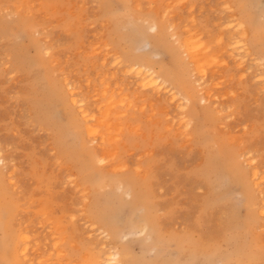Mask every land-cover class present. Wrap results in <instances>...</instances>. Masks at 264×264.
<instances>
[{"label":"rangeland","instance_id":"rangeland-1","mask_svg":"<svg viewBox=\"0 0 264 264\" xmlns=\"http://www.w3.org/2000/svg\"><path fill=\"white\" fill-rule=\"evenodd\" d=\"M6 1L7 2H5V0H0V17L2 18H0V154L2 158L5 157L3 158L4 160H6L7 158L6 168L0 170V264H37L40 260L42 261L41 264H99L101 261L102 262L100 264H104L103 262L106 261L104 256L106 254L105 249L109 246H114L122 251L123 264H260V260L261 264H264V259H262L264 257V250H262L264 249V220L259 216L260 214L258 215V213H260L258 212V210L262 209L263 207L260 204L263 199L260 198L259 192L254 187L256 183H251L257 182V179H252L251 175H249L252 173V169H249L247 166H245L246 163H244L245 160L248 161L251 159V157L255 158V162L257 161V173L259 172V177L260 175L264 176V99H261V97H264V89L259 88V86L264 88L263 84L261 86V83L264 82L256 79L257 77H255L256 81L253 80V75L258 69V66L255 63L253 64V62L251 63V59H245L242 62L243 65H240L241 67L239 66V68L237 67V65H234V63L237 64L235 61L238 58H233L230 54L228 55L227 52V55L225 53L224 57L222 56L219 58L220 60L218 59L212 61V65L210 64V66L207 65L209 64V62H206L207 66L205 65V63H202L204 65L201 64L203 67L197 66L200 68H204L203 72H201L205 73V76L204 74L201 75L200 73L201 78H205L204 80H202L200 76H198L199 73L197 71L195 72V66H189L188 59H191V57L189 55L185 56L183 54V50L180 48L179 44V40H181L180 43L182 45V43L184 42L183 40L189 37L190 38L187 40H192L190 42H193V38H196L194 36L193 30L199 32V34L202 31L201 40L203 43H208L210 39L218 37V34L220 35L224 33V37L226 35H230V33L228 34V32H226V30H229L227 28H225L226 30H224V26L221 25H225L227 27L229 22L231 20H234V16L232 15L241 18L242 15L240 13L244 12V10H242V6L244 5L245 1V4L247 6L245 9V13L247 14H245V16H248V14H250V17H252L251 19L257 24V26L259 25L258 27L256 26V30L250 29L247 26L249 35L248 41H251L253 38H257L258 40L255 39V41L257 42L255 45H258V47L262 48H259L261 49V51L259 50V52L257 53H261V55L264 56V0H224L226 3H224L223 0H185L186 4L183 5H186V7L190 5L191 8V5L194 4L191 9L189 7H183L181 4L183 1L181 0H178L179 3L181 2L180 4L177 3V0H172L171 3H173L168 5L170 9L167 6H164L165 4L169 3V0H167L166 2H163V0H156V2H154V0L151 1L153 4H149V0H141V2L140 0H138L140 2V6L143 8L141 9L144 11L140 10V6L135 8L133 7V3L128 2L135 0H102V2L100 0ZM24 1L27 5L24 4L22 6ZM122 1L123 3H121ZM28 2L31 4H29ZM240 2L243 3L241 4ZM55 3L59 6H57ZM76 3H80L78 4V7L80 8L77 7ZM141 3L143 6L141 5ZM163 3L165 4L163 5ZM13 4L15 6H13ZM70 4L74 5V8ZM144 4L145 6L149 4L147 5L148 8H145ZM225 4L228 7L230 6V10H228V8L226 9L227 6ZM25 5L27 6V8H25ZM150 5H153V8ZM155 5L158 6L157 9L159 10L154 7ZM220 5L222 7H225V10ZM52 6H55V9ZM97 6H100V9L97 8ZM15 7H17L18 9H16ZM62 7L67 10L63 9ZM56 8L58 11L56 10ZM60 8L63 10H61ZM13 9L15 10L13 11ZM69 9H73L72 11L76 13H74L73 15V12ZM149 9L151 10L148 11ZM167 9L169 10V12ZM221 9H223L224 11ZM16 10H18L19 12L17 13ZM95 10H97L96 13L99 14L98 16H96L97 14L95 13ZM186 10L189 11L188 14ZM9 11L11 12L9 13ZM173 11L174 13L176 12V14L178 13V16L176 14H173V16L169 14V17L168 13H172ZM5 12H7L6 16L4 15ZM14 13H16V15ZM21 13L22 15H20ZM94 13L95 15H93ZM129 13L134 16H131ZM158 13H164L163 17L167 18H162V15L159 16L160 14ZM218 13L221 14L222 17H220V15L216 17ZM11 14L13 16H11ZM56 14H58L59 16H63V19L60 20L59 18L62 17H59ZM70 14L72 18L69 16ZM229 14L232 17H230ZM41 15L44 16L42 17ZM82 15H84V17ZM123 15H125V17H123ZM127 15H130L131 18L130 16L128 18ZM179 15H181L183 18H185L187 15H193L191 17H186L188 19L191 18V20L193 19L192 17L195 16L193 22L196 21L194 23H197V26L194 23L192 25H195L197 28L190 25L192 21H189L188 19L187 20L189 21V23L186 19H183V22H185L186 20V24L189 25L184 24L182 20L177 21V23L175 19H181ZM76 16L79 19H83H81V22H83L84 25H82L83 27H81L80 29L74 31L71 26L74 18H77ZM150 17L156 20L163 28V30H161V36L159 38L158 36L153 37V33L148 31L146 21L144 22L142 20L144 18L150 19ZM228 17H230L229 20ZM116 18L118 20H115ZM220 18L223 19L221 20ZM56 19L60 21L57 22L55 21ZM105 20H108V24ZM172 20H174V24L172 23ZM220 20L222 21L221 23L218 22ZM63 21L64 23H62ZM100 21H104V23L107 25H104L103 22V25H101ZM216 21L219 23V26L217 28L216 26L218 23ZM121 22H125L124 25ZM167 22H170V24L168 23V25ZM215 22L217 24H214V26L213 23ZM182 25L185 31H182ZM170 26L172 27L170 28ZM220 26L223 27V30L226 33L223 30V33L220 32ZM186 27L187 29L189 28L190 31L192 30L193 34L188 35L187 33L189 32V30L187 31ZM45 28L46 30H44L43 32L42 29ZM101 28H103L104 33L102 32ZM179 28L182 30H180ZM135 29L137 39L133 42V48L135 46L134 52H137L139 54H143L145 52L146 56H143L142 59L144 62H146L147 64H152V66L156 68L157 72H173V76H175L176 78H179L180 74L184 77L187 76L188 78L185 79L191 82L193 86L197 84L194 87L198 88L203 84V88L201 87V89H203V91L205 89H208L205 90L208 91V94L211 92L210 89L213 87V90L211 89L212 92L210 93V96L213 95L214 99H212L211 96V99L209 98V103L204 104L201 103L199 94L195 90L190 91V93L187 94V96H189V94L191 96H189L191 98L190 105L188 109L185 110L183 115L182 111L177 110L178 108H176V101H179L178 98L175 100V102L169 103L167 100V97L169 95H167L166 97L163 95L158 96L157 99V97H155L157 95H155V93L153 94V92L151 94V91L134 88V85L136 87L138 80L136 79V77H134L135 75L130 72V69L129 71H127L128 67L127 65H125V62H123V59L121 58H118L120 62L122 61V64L119 66V63H117L116 54H118V57L120 55L123 58L122 53L127 48L129 42L128 39H130V37L132 36L131 34ZM64 30L67 32L65 33ZM216 30L218 32L217 34ZM33 31L36 32L34 33ZM78 32H81V35H79ZM26 33H29L30 35ZM36 33L41 34L36 35ZM170 33H175L178 40L177 42H175L174 38L171 36L172 34ZM183 34L184 36L185 34L187 35L185 36L186 38L183 36ZM17 35L19 38L16 37ZM97 35L99 36L96 39ZM191 36L193 37L192 39ZM41 39H44L45 42L41 41ZM97 40H100L98 44ZM102 41L104 42L101 43ZM146 41H151L149 47ZM194 41H196L194 43L198 42V40ZM79 43H82L83 48H81V44ZM169 43H172L173 45H170ZM48 44L49 46L52 45V48L50 47L51 49L49 48ZM88 44L90 46H88ZM94 44H96L94 47L95 50L99 45L97 47L96 53H94V49L92 47ZM104 45H108L106 46L107 48L111 46L109 48V53L112 52L110 53L111 56L108 55V49H105ZM255 45H253L251 49L252 52L254 51L253 54L256 56H254V58L256 59L259 58V56H257L258 54L255 53L256 49L253 50ZM232 46L233 45H230V47ZM77 47L81 48L82 50L87 48L88 51L84 50L83 52H81L82 50L79 49L80 51L78 52V49L76 50ZM90 47L91 49H88ZM104 49L107 51H103ZM46 50H49L50 52L48 51L46 52V54H44ZM80 52L83 54H81ZM104 52L105 54L108 53L106 57H104ZM92 53L95 55H93ZM101 53L103 56L101 55ZM113 53L115 54L114 56H116L115 60ZM43 54L45 55V57ZM152 56L155 59H149ZM111 57H113L112 60ZM100 61L103 65L99 63ZM219 61L224 62H222L221 65H218ZM232 61H234V67L233 65H231ZM111 62H114L113 67L111 65ZM183 63L185 64L183 65ZM90 64L91 66H89ZM106 65L108 67H111H109V69H106L108 68ZM225 65H227L228 67H225ZM83 66L86 68L83 69ZM92 66L93 70H91ZM114 66H116L117 68ZM185 66L187 68H185ZM248 66L249 68H251L250 70H248ZM126 67L127 70L125 69ZM211 67H213L212 70ZM41 68L45 72L41 70ZM254 68L257 69L254 70ZM34 69L37 73L34 72ZM121 69H124V71H126L127 73L124 71L122 73ZM197 69L198 71L201 70L199 68ZM110 70L114 74H110ZM190 70H194L197 76L193 75L194 73H192ZM217 70L218 74H216ZM245 70L247 71V73ZM6 71L8 74H6ZM97 71H100V73L98 72L95 74V72ZM212 71H214V75L212 74ZM39 72H41L42 74ZM118 72L122 74H118ZM129 72L134 76H132ZM239 72H242L241 78H238L237 74ZM243 72L245 73L243 74ZM124 73L126 74L125 76L123 75ZM109 74L114 78L112 76L110 77ZM127 74H130V76L127 77ZM191 74L192 76H190ZM53 75H55L57 79ZM243 75H246L244 76L245 78L242 77ZM58 76L60 78H58ZM65 77L69 78L68 83L70 82L69 85H71L70 87H72L73 91H77L79 95L77 98H79L82 102H84L86 99V101L82 103V107L86 109V107L89 108L90 105L91 109H86L88 115L92 117V121L88 125H92L93 123H95L93 124L94 127H97L96 125H98L99 127L97 128H101L99 129V131L103 132L102 136L104 135V138L100 136L101 142L98 140L100 139L99 137H97V139L94 141H92L91 139H87L88 137L85 134L84 126L87 124L85 121H83L85 119L82 120V117L79 116V113L77 111L78 108L75 109V106L72 107V103L70 101L71 97L69 96V90L67 89H70V87L65 85L67 82ZM101 77L104 79L102 80V82ZM119 77H122L125 81L122 78L120 79ZM198 77L200 79H198ZM211 77L214 79H211L212 81L209 79V82H207L208 78ZM128 78L133 80H131V82H128ZM246 78L249 80H247ZM41 79L43 81H41ZM63 79H65L66 81ZM87 81L88 84H90L91 82L90 86H88V84L86 86ZM115 81H118V86H116ZM195 81H197V83ZM253 81L254 83H251ZM199 82L200 85L198 84ZM210 82H213L212 85L210 84ZM217 82L221 83V85ZM127 83H129V87L126 86ZM215 83H217V86H220L216 87ZM72 84H74V86ZM105 84H108L109 86ZM213 85L218 89V94L215 93L217 89L215 90ZM84 86L86 87V89ZM95 86L99 87L96 88ZM105 86L106 88L108 86V91L104 90V92H106L107 94L105 93V95L102 96L100 92L101 90L103 91V89H105ZM121 87H123L122 90H120ZM112 88H114V90ZM132 88L133 90L131 91ZM257 88L259 90H257ZM78 89L81 90V92ZM118 89L120 90V92H122H118ZM85 90H87L88 92ZM93 90L97 91H94L93 93ZM229 90L232 91L231 95H233V97L229 95L231 93ZM260 90H262V92ZM258 91H260L261 93L259 92L258 94ZM117 92L118 94L120 93V96L115 95L117 94ZM134 92L137 93L136 96L134 95ZM213 92L217 96L216 98H218L217 102ZM109 93L111 94L108 95ZM124 93H126L125 96H127L128 99H125V97L120 99L122 103L120 102L119 106L118 98H120L121 96L123 97V95L121 94ZM195 93H197L198 96ZM225 93H227V95ZM220 95H222L221 98H223V100L219 99ZM96 97L97 99H99V101L92 100L96 99ZM107 97H111L112 100L110 101V98H108L107 101ZM164 98H166V101H164ZM148 99H150V101H148ZM126 100H130V102L128 101V104H130L128 105V108ZM113 101L116 102L113 103ZM213 101L215 104L213 103ZM221 101L224 102L221 104ZM90 102L93 103V105ZM143 102L146 103L145 106ZM150 102H154L152 106L148 105L151 104ZM236 102L238 103L237 105ZM111 103L113 104V106L115 104L114 107L112 106V109L109 108ZM97 104L100 107H98ZM106 104L109 105L108 108ZM122 104L123 107L126 108H123L121 106ZM141 104L143 105L141 106ZM209 104L212 106H209ZM133 106H135L134 109L132 108ZM150 106L151 108L148 109ZM217 106H219L220 108L222 107V109L219 110ZM138 107L139 110L137 109ZM161 108H164L163 112ZM173 108L174 111H172ZM216 108H218V111ZM223 108L225 109V111ZM226 108L228 109L226 110ZM103 109H107L109 114L106 112L107 110H105L103 112L106 113L103 114L102 112V115L101 111ZM151 111L155 113H152L153 116L152 114H149L151 113ZM92 113L95 117L98 116V118H103L104 122L106 123L102 121L103 119L101 120V122L103 123H100V119L93 118L94 116ZM115 113H118L119 116L117 117L118 114ZM175 113L177 115L179 114V117L177 115V117L174 116ZM168 114L170 118L167 119L166 117H168ZM105 115H110L109 120L111 121V123H109L111 124V128H109L110 126L108 127L107 125V121L109 120L107 116L105 118ZM148 118H150L151 120ZM172 118L175 120L177 119L175 123L173 120V124H171ZM105 119H107V121ZM114 119L116 121L119 120L118 122L120 123H116ZM221 119H223V121ZM181 120L189 122L190 125L187 126L188 128L186 127L187 129L184 127L185 123L183 121V124L180 122ZM190 121H192L193 123H190ZM97 122L99 124H97ZM169 123L170 125H168ZM112 124H116L114 127H118L119 124L122 130L119 129L120 131L118 132V129H116L117 127L114 128ZM159 124H161L162 126ZM178 124L180 126L176 128ZM105 125L107 127H105ZM135 125L138 126L136 127ZM133 126L134 128H132ZM220 126H223L224 128L222 129ZM107 128L111 131L108 132ZM182 128L186 130L182 131ZM113 131H116L115 136H118L117 140H115L116 138L112 140V143L110 141V138L114 134ZM212 131L214 133H210ZM188 133L191 134V136ZM187 135H189L188 139L190 137L189 141L185 140ZM107 136H110V138H107ZM237 138L242 139L237 140ZM197 141L198 143H196ZM210 144L214 146L211 147ZM97 145H99V149L97 148ZM100 145L104 146V151L102 146ZM115 148H117V150H114ZM83 150L85 151L83 152ZM111 150L116 151V154H113L114 156H112ZM243 151H245L246 153H244ZM108 152L109 154H107ZM240 152H242L244 155ZM100 153L104 156H100ZM239 154L242 155L238 156ZM246 154H248L247 157ZM108 157L113 158L109 159ZM96 158L99 159L97 160ZM100 158H102V162H100ZM95 159L97 161H95ZM76 163L81 165L79 166ZM114 165L121 166L120 168H125L120 169ZM135 166L140 169L136 170ZM240 167L243 169H241ZM65 168L66 170H64ZM116 168H118L119 170ZM262 168L263 170H260ZM69 169L71 171H69ZM240 169L244 172L241 173L242 171ZM9 171H13L14 177H9ZM72 172L75 173V178L77 180L74 178L73 180L69 179L68 182H66L68 179L66 178L68 176V173ZM228 173H230L232 176L230 174L228 175ZM5 175H7L8 177H6ZM202 176L204 177V180ZM244 177L247 179H245ZM119 180H124V193H122V189L118 188L117 183ZM10 181H12L13 183L11 182L10 184ZM7 182L9 183V185ZM248 184L249 188L247 189ZM15 185L17 186V188L15 187ZM144 185L146 186L144 187ZM13 187H15V189ZM253 187L255 190L253 189ZM85 189L87 191H85ZM129 189H131L132 193H134L132 198H129V196L126 194ZM249 189L252 190L250 191ZM246 190H248V192H246ZM82 191L85 192L84 195ZM141 194L143 195L141 196ZM214 195L218 198H214ZM242 196L245 197V199H242ZM106 197H109L110 199ZM246 198L248 199L246 200ZM254 199L255 201H257L254 202ZM93 200L95 201L93 202ZM120 201H123L125 204H122ZM83 202L85 204L87 203V205L90 203L93 204L95 208V214H97L96 216L101 215L104 217L103 224L94 223V225H96L95 227H93L94 230L92 229V227L90 228V226H93L92 221H94L95 217H91L89 215V213L87 212V208L86 210L84 208L85 206ZM251 208L252 210H250ZM70 216H72L73 218H70ZM1 217L4 219H1ZM89 218L92 219L90 220ZM142 221L146 222L148 225L146 232H142V226L140 225ZM85 223H87V225ZM7 229L12 232L8 231ZM100 229H102L101 232H99ZM103 231L107 232L104 234ZM23 232L27 233L24 234ZM230 232L232 235L230 234ZM102 233L104 235L110 234L109 237L111 238H109L108 236L104 237ZM250 233H253L254 235ZM23 234L27 235L26 242H23L21 239ZM179 235L181 238L179 237ZM5 238L6 243H4ZM158 239H160L161 242ZM166 239L167 241H165ZM169 239L172 241H170ZM54 243H56V246L54 245ZM102 243L104 245H102ZM179 243L182 246H180ZM8 244L10 245L7 246ZM101 245L103 247H100ZM23 246L27 247V249L26 252L21 254V252H23L22 250L24 249ZM213 247L214 249H212ZM61 252L62 254H60ZM191 252H193V255ZM253 252L256 253L253 254ZM259 252H261L260 254H262V258L259 256ZM255 255L258 257H256ZM22 256L25 258H22ZM219 260H221L222 262ZM105 264L109 263L105 262Z\"/></svg>","mask_w":264,"mask_h":264},{"label":"bare ground","instance_id":"bare-ground-1","mask_svg":"<svg viewBox=\"0 0 264 264\" xmlns=\"http://www.w3.org/2000/svg\"><path fill=\"white\" fill-rule=\"evenodd\" d=\"M29 1H31V0H29ZM65 1V0H64ZM72 1V0H71ZM101 2H102V0H100ZM145 1H147V0H145ZM151 1H154V0H149V4H153ZM167 0H163V2H166ZM171 1L172 0H169L168 2V4H165V3H163V5L164 6H167L168 7V5L169 4H172L171 3ZM178 1V0H177ZM180 1V0H179ZM179 1L177 2L178 4H180L179 3ZM181 1H183L181 4H182V6L184 7H186V5H183V4H186V1L185 0H181ZM191 1V0H190ZM224 1V0H223ZM5 2H7L6 0H5ZM58 2V1H57ZM62 2V1H61ZM112 2V1H111ZM128 2H131V3H133L134 4V6L133 7H139L140 6V2H141V0H140V2L138 1V0H135V1H128ZM154 2H156V0L154 1ZM219 2V1H218ZM249 2V1H248ZM29 3V2H28ZM65 3V2H64ZM69 3V2H68ZM67 3V4H68ZM99 3V2H98ZM98 3H95V4H98ZM121 3H123V1L121 2ZM222 3V2H221ZM224 3H226L225 1H224ZM223 3V4H224ZM228 3V2H227ZM241 3V2H240ZM243 3V2H242ZM241 3V4H242ZM24 4H26L25 3V1H24V3L22 4V6L24 5ZM29 4H31V3H29ZM28 4V5H29ZM38 4H39V2H38ZM56 4V3H55ZM61 4V3H60ZM66 4V5H67ZM77 4V3H76ZM78 4H80V3H78ZM78 4H77V7H78ZM128 4V3H127ZM149 4H147V5H149ZM155 4V3H154ZM223 4H222V6H223ZM27 5V4H26ZM25 5V8H27V6ZM57 5V4H56ZM69 5V4H68ZM71 5V4H70ZM104 5V4H103ZM141 5H142V3H141ZM147 5L145 6V4H144V6H145V8L147 7ZM157 5H159V4H157ZM194 5V4H193ZM193 5H191V8H192V6ZM226 5V4H225ZM224 5V6H225ZM13 6H15L14 4H13ZM19 6V5H18ZM31 6V5H30ZM57 6H59V5H57ZM71 6H73V8H74V5H71ZM143 6V5H142ZM151 6V5H150ZM153 6V5H152ZM151 6V7H152ZM161 6V5H160ZM172 6V5H171ZM221 6V5H220ZM221 6V7H222ZM227 6V5H226ZM20 7V6H19ZM40 7V6H39ZM39 7H37V8H39ZM54 9H55V6H52ZM51 7V8H52ZM65 7V6H64ZM156 9H157V7L158 6H154ZM166 7V8H167ZM177 7V6H176ZM183 7H180V8H183ZM189 8H190V5L188 6ZM188 7H186V8H188ZM209 7V6H208ZM237 7H239V6H237ZM246 4H245V1H244V5L242 6V10H244V12H238V13H240L239 15L241 16V18H239V17H235V15H232V16H234V20H231L230 22H229V24H228V26L226 27L225 25H221V26H224V30H226L225 28H227L229 31H227L226 30V32H228V34L230 33V35H226L225 37H226V39H225V37L223 36V32H222V30H223V27H221V31L220 32H222L223 34H218L217 36L218 37H214V39H210L209 40V42L208 43H203L202 42V40H201V36H202V31L200 32V34H199V32H197L196 30H193V33H194V36L197 38V37H199V38H193L192 36H191V39L193 38V42H190V41H192V40H187V39H189V38H187V39H185V40H183L184 42L182 43V45H181V43H180V41L181 40H179V44H180V48L183 50V54L186 56V55H189L190 57H191V59H188L189 60V66L190 65H194L195 66V68H194V70H195V72L197 71L198 73H199V75L198 76H200V73H201V75L202 74H204V76H205V73H202L203 72V69L204 68H200V67H197V66H202V65H204V64H202V63H205V65L209 62V64H207V65H209L210 66V64L212 65V61H215V60H218L220 57H224V54L226 53V55H227V52H228V55L230 54L233 58H238L235 62L237 63V64H235L234 63V61H232V63H231V65H233V63H234V65H237V67H239L240 65L242 66L243 65V60H245V59H251L252 61H251V63L253 62V64L255 63V64H257V66H258V69L257 68H254V70H256V72L254 73V75H253V77H254V81H256V79H258V80H260V81H262V82H264V56H262L261 55V53H257V52H259V50L261 51V47H258V45H255L257 42L255 41V39H257V38H253L251 41H248L249 39H248V29H247V26L250 28V29H253V30H256V28L259 26H257V24L251 19L252 17H250V14H248V16H245V14H247V13H245V9H246ZM7 8V7H6ZM16 9H18L17 7H15ZM24 8V9H25ZM31 8V7H30ZM63 8V7H62ZM68 8V7H67ZM70 8V7H69ZM78 8H80V7H78ZM97 8H99L100 9V6H97ZM97 8H95V9H97ZM130 8V7H129ZM140 8V10H142L143 8L140 6L139 7ZM142 8V9H141ZM148 8V7H147ZM153 8V7H152ZM151 8V9H152ZM154 8V9H155ZM163 8V7H162ZM165 8V7H164ZM169 8V7H168ZM173 8V7H172ZM190 8V9H191ZM200 8H202V7H200ZM205 8V7H204ZM224 10H225V7H222ZM228 8V10H230L229 8H230V6L228 7H226V9ZM255 8V7H254ZM1 9V8H0ZM3 9V8H2ZM61 9V8H60ZM63 9H65V8H63ZM63 9H61V10H63ZM84 9V8H83ZM98 9V10H99ZM102 9V8H101ZM128 9V8H127ZM151 9H149L148 11H150ZM170 9V8H169ZM190 9H189V11H190ZM223 9H221V10H223ZM231 9H233V8H231ZM237 9V8H236ZM8 10V9H7ZM15 9H13V11H14ZM56 10H57V8H56ZM65 10H67V9H65ZM70 11H72L73 9H69ZM157 10H159V9H157ZM168 10V9H167ZM185 10V9H184ZM219 10V9H218ZM221 10H220V12H221ZM223 10V11H224ZM238 10V9H237ZM254 10V9H253ZM17 11V13L19 12L18 10H16ZM15 11V12H16ZM25 11V10H24ZM29 11V10H28ZM33 11V10H32ZM31 11V12H32ZM58 11V10H57ZM82 11V10H81ZM84 11V10H83ZM96 11L97 10H95V13H96ZM109 11V10H108ZM142 11H144V10H142ZM146 11V10H145ZM187 11V10H186ZM189 11H187V14H188V12ZM233 11V10H232ZM240 11V10H239ZM0 12H1V10H0ZM11 11H9V13H10ZM30 12V13H31ZM73 12V11H72ZM71 12V13H72ZM101 12H102V10H101ZM160 12H163V11H160ZM168 12H169V10H168ZM193 12V11H192ZM217 12V11H216ZM227 12V11H226ZM24 13H27V12H24ZM23 13V14H24ZM30 13H29V15H30ZM74 13H76V12H73V15H74ZM95 13L93 14V15H95ZM250 13V12H249ZM1 14V13H0ZM15 15H16V13H14ZM97 14V13H96ZM130 15H131V13H129ZM158 14H160V13H158ZM163 14L164 13H161L159 16H161L162 15V18H167V17H163ZM169 14H171L172 16H173V14H176V12L174 13V11L172 12V13H168V16L170 17V15ZM178 14V13H177ZM176 14V15H177ZM192 14V13H191ZM217 14V13H216ZM224 14V13H223ZM4 15L6 16L7 15V12H5L4 13ZM20 15H22V13L20 14ZM57 16H59L58 14H56ZM64 15V14H63ZM77 15V14H76ZM99 14H97L96 16H98ZM130 15H127V17L129 18V16ZM155 15V14H154ZM157 15V14H156ZM220 15V17H222L221 16V14H219L218 13V15H216V17L217 16H219ZM11 16H13L12 14H11ZM10 16V17H11ZM42 16V15H41ZM44 16V15H43ZM42 16V17H43ZM70 17H71V14L69 15ZM83 17H84V15H82ZM131 16H134V15H131ZM131 16H130V18H131ZM165 16V15H164ZM178 16V15H177ZM180 16V18L181 19H179V20H177V19H175L176 20V22L177 21H181L182 20V22H183V19H188V18H186V17H188V16H193V15H187L185 18H183L181 15H179ZM226 16V15H225ZM229 16H230V14H229ZM232 16H230V17H232ZM59 17H62V18H59L60 20H62L63 19V16H59ZM67 17V16H66ZM77 17V16H76ZM123 17H125V15H123ZM135 17H137V16H135ZM230 17H228V20L230 19ZM262 17V16H261ZM1 18V17H0ZM9 18V17H8ZM58 18V17H57ZM72 18V17H71ZM94 18H95V16H94ZM105 18V17H104ZM122 18V17H121ZM121 18H119V19H121ZM193 19H195V16L194 17H192ZM207 18V17H206ZM2 19V18H1ZM5 19H6V17H5ZM41 19V18H40ZM39 19V20H40ZM45 19H46V17H45ZM44 19V20H45ZM65 19V18H64ZM70 19V18H69ZM82 19V18H81ZM81 19H79L78 17L77 18H74V20L73 19H71V20H73L72 21V28H73V30L74 31H76L77 29H80L81 27H83L82 25H84L83 24V22H81L82 20ZM86 19V18H85ZM145 19V20H144ZM144 19H142L144 22L146 21V23H147V27H148V31H150V32H152L153 34V37H157L158 36V38L161 36L160 34H161V30H163V28H162V26L156 21V20H154V19H152L151 17H150V19L149 18H144ZM193 19L191 20V18L190 19H188L189 21H192L191 22V24L190 25H192L194 22H196V21H194L193 22ZM216 19H218V18H216ZM221 19V18H220ZM223 19V18H222ZM221 19V20H222ZM262 19V18H261ZM60 20H55V21H60ZM66 20V19H65ZM64 20V21H65ZM115 20H118L117 18L115 19ZM126 20H127V18H126ZM132 20V19H131ZM130 20V21H131ZM138 20V19H137ZM141 20V19H140ZM186 20H185V22H183L184 24H186ZM187 20V22L189 23V21ZM207 20V19H206ZM218 21V22H222V21ZM259 20V19H258ZM2 21V20H1ZM64 21L62 22V23H64ZM86 21V20H85ZM106 21V20H105ZM125 21V20H124ZM129 21V22H130ZM135 21V20H134ZM171 21V20H170ZM173 21L174 20H172V23H173ZM215 21V20H214ZM42 22V21H41ZM104 23V21H100V23H101V25H103V23ZM108 22V20L106 21V23ZM111 22H113V21H111ZM203 22H204V20H203ZM217 22V21H216ZM213 23V25L215 24H217V23ZM224 22V21H223ZM228 22V21H227ZM260 22H261V20H260ZM122 23V22H121ZM124 23L125 22H123L122 24L124 25ZM163 23V22H162ZM170 24V22H167V24ZM171 23V24H172ZM175 23V22H174ZM173 23V24H174ZM178 23V22H177ZM182 23V24H183ZM259 23V22H258ZM38 24V23H37ZM108 24V23H107ZM107 24H105L104 23V25H107ZM166 24V23H165ZM166 24V25H167ZM168 24V25H169ZM195 24V23H194ZM197 24V23H196ZM195 24V25H196ZM225 24V23H224ZM262 24V23H261ZM100 25V26H101ZM138 25V24H137ZM142 25V24H141ZM140 25V26H141ZM186 25H189V24H186ZM195 25H192V26H195ZM214 25V26H215ZM118 26V25H117ZM173 26V25H172ZM172 26H170V28L172 27ZM179 26V25H178ZM180 26H181V23H180ZM185 26V25H184ZM197 26V25H196ZM195 26V28H197ZM205 26H206V24H205ZM211 26H212V24H211ZM219 26V23L217 24V26H216V28ZM257 26V27H256ZM65 27V26H64ZM70 27V28H71ZM102 27V26H101ZM109 27V26H108ZM111 27V26H110ZM130 27H131V25H130ZM129 27V28H130ZM138 27V26H137ZM182 27H183V25H182ZM181 27V28H182ZM189 27V26H188ZM91 28V27H90ZM105 28V27H104ZM168 28H169V26H168ZM190 28V27H189ZM189 28L187 29V27H186V29H187V31L189 30ZM192 28V27H191ZM194 28V27H193ZM199 28V27H198ZM200 28H201V26H200ZM199 28V29H200ZM203 28V27H202ZM215 28V27H214ZM102 29V32H103V28H101ZM180 29V28H179ZM264 29V28H263ZM44 30H46V28L45 29H42V31L44 32ZM124 30V29H123ZM122 30V31H123ZM141 30V29H140ZM180 30H182V29H180ZM223 30V31H224ZM65 31V30H64ZM67 31H68V29H67ZM67 31H65V33L67 32ZM73 31V32H74ZM105 31V30H104ZM126 31H128V30H126ZM182 31H185L184 30V27H183V30ZM186 31V32H187ZM194 31H196V32H194ZM198 31H200V30H198ZM25 32V31H24ZM34 33L36 32V31H33ZM166 32V31H165ZM172 32V31H171ZM189 32H191V33H189ZM189 32L187 33L188 35H190V34H193L192 33V30L190 31L189 30ZM204 32V31H203ZM208 32H209V30H208ZM225 32V31H224ZM225 32V33H226ZM254 32V31H253ZM263 32V31H262ZM262 32H259V33H262ZM20 33V32H19ZM68 33H69V31H68ZM70 33H71V31H70ZM79 33V32H78ZM81 33V32H80ZM79 33V35H81ZM97 33V32H96ZM100 33H101V31H100ZM104 33V32H103ZM136 29L132 32V36L130 37V39H128L129 40V42H128V46H127V48L125 49V51L122 53V56H123V58L119 55V57H118V54H116L117 55V57L116 56H114L115 54L114 53H116V52H114L113 53V56H114V60L117 58V63H119V66L122 64V61L123 62H125V65H127V67H128V70H127V67L125 68L127 71H129V69L131 70L130 72L131 73H133V74H131L130 72V74L132 75V76H134V77H136V79L138 80V82H137V84H136V87H135V85H134V88H140V90L141 89H143V90H146V91H151V94H152V92H153V94L155 93V95H157V96H155V97H157V99H158V96H167V95H169L168 97H167V100H168V102L169 103H173V102H175V100L178 98L179 99V101L177 102L176 101V103H177V106H176V108H178L177 110H181L182 111V114L184 115V112H185V110L186 109H188V107H189V105H190V101H191V96H190V94H189V96H187V94L188 93H190V91H196L198 94H199V98H200V101H201V103H204V104H207V103H209V98L211 97L212 99H214V97H213V95H211L210 96V93L212 92V90H213V87L210 89V93L208 94L207 92L208 91H205V90H208V89H205L204 91H203V89H201V87L203 86V84H202V86L200 87H194L195 85H197V84H195L194 86H193V84L191 83V82H189V81H187L185 78H188L187 76L186 77H184L183 75H181L180 74V77L178 78H176L175 76H173V72H169V71H167L165 74L164 73H161V72H157L156 71V68L154 67V66H152V64H147L146 62H144L142 59H143V56L145 57L146 56V53L144 52L143 54H139V53H137V52H134V48H135V46H134V48H133V42L137 39V36H136ZM173 33V32H172ZM172 33H170V34H172ZM185 33V32H184ZM218 32H217V30H216V34H217ZM264 33V32H263ZM26 34H29V33H26ZM38 34H41V33H36V35H38ZM107 34V33H106ZM112 34V33H111ZM169 34V35H170ZM208 34V33H207ZM214 34V33H213ZM19 35V34H18ZM18 35L16 36V37H18ZM25 35V34H24ZM30 35V34H29ZM31 35H32V32H31ZM35 35V34H34ZM109 35V34H108ZM210 35V34H209ZM259 35H262V34H259ZM22 36V35H21ZM96 36V35H95ZM98 36L99 35H97V37H96V39L98 38ZM113 36V35H112ZM126 36V35H125ZM164 36V35H163ZM173 38H174V40H175V42H177L178 40H177V37H176V35H175V33L174 34H172L171 35ZM178 36V35H177ZM183 36H184V34H183ZM185 36H187L186 34H185ZM184 36V37H185ZM205 36V35H204ZM251 36H252V34H251ZM110 37H111V35H110ZM121 37H123V36H121ZM183 37V38H184ZM19 38V37H18ZM93 38V37H92ZM101 38V37H100ZM107 38V37H106ZM120 38V37H119ZM171 38V37H170ZM186 38V37H185ZM249 38H252V37H249ZM16 39V38H15ZM56 39V38H55ZM80 39V38H79ZM95 39V38H94ZM122 39V38H121ZM168 39H169V37H168ZM172 39V38H171ZM181 39V38H180ZM206 39V38H205ZM40 40V39H39ZM49 40V39H48ZM58 40V39H57ZM109 40V39H108ZM194 40H198V42L197 43H194V42H196V41H194ZM200 40H201V43H200ZM204 40V39H203ZM258 40V39H257ZM10 41V40H9ZM41 41H44V39H41ZM93 41V40H92ZM98 41V40H97ZM96 41V42H97ZM100 41V40H99ZM99 41L97 42V44L99 43ZM125 41V40H124ZM45 42V41H44ZM43 42V43H44ZM94 42V41H93ZM95 42V43H96ZM104 41H102L101 43H103ZM106 42V41H105ZM147 42V44H148V47H149V45H150V43H151V41H146ZM162 42V41H161ZM15 43V42H14ZM42 43V44H43ZM52 43V42H51ZM54 43V42H53ZM59 43V42H58ZM90 43H91V41H90ZM114 43V42H113ZM124 43V42H123ZM138 43V42H137ZM163 43H164V41H163ZM200 43V44H199ZM79 44H81V48H83V45H82V43H79ZM144 44V43H143ZM168 44V43H167ZM170 44V43H169ZM172 44V43H171ZM170 44V45H171ZM51 45V44H50ZM95 45L96 44H94L92 47H93V49H94V53H96V50H97V47L99 46H97L96 47V50H95ZM101 45V44H100ZM125 45H127V44H125ZM137 45V44H136ZM173 45V44H172ZM230 45H233L232 47H230ZM253 45H255L254 46V49L253 50H255L256 52L255 53H257L258 55L257 56H259V58H254V54H253V52H252V47H253ZM48 46H49V44H48ZM52 46V45H51ZM51 46H49V48L51 47ZM88 46H90L89 44H88ZM106 46H108V45H106ZM105 45H104V47H105V49L107 48ZM262 46V45H261ZM101 47V46H100ZM103 47V48H104ZM111 47V46H110ZM109 47V48H110ZM120 47V46H119ZM176 47V46H175ZM231 49H230V48ZM48 48V49H49ZM52 48V47H51ZM50 48V49H51ZM81 48H76V50L78 49V52L80 51V50H82ZM109 48H107L108 49V51L107 50H103V51H107L108 53H109ZM259 48H261V49H259ZM47 49V48H46ZM80 49V50H79ZM88 49H91V47L90 48H88ZM138 49V48H137ZM136 49V50H137ZM264 49V48H263ZM84 50H87V48L86 49H84ZM84 50H82L81 52H83ZM98 50H101V49H98ZM135 50V51H136ZM230 50V51H229ZM49 50H46L45 51V53L44 54H46V52H48ZM88 51V50H87ZM102 51V52H103ZM113 51V50H112ZM50 52V51H49ZM80 52V53H81ZM93 52V51H92ZM100 52V51H99ZM105 52H104V54H105ZM120 52V51H119ZM98 53V52H97ZM108 53H106L105 55H104V57H106V55L108 54ZM110 53H112V52H110ZM108 54V55H110L111 56V54ZM8 54V53H7ZM43 54V55H44ZM48 54V53H47ZM81 54H83V53H81ZM88 54V53H87ZM86 54V55H87ZM93 54V53H92ZM99 54V53H98ZM176 54V53H175ZM263 54V53H262ZM5 55V54H4ZM80 55V54H79ZM89 55V54H88ZM87 55V56H88ZM93 55H95V54H93ZM100 55V54H99ZM101 55H102V53H101ZM178 55V54H177ZM76 56H77V54H76ZM98 56V55H97ZM103 56V55H102ZM9 57V56H8ZM7 57V58H8ZM44 57H45V55H44ZM90 57V56H89ZM94 57V56H93ZM104 57H101V58H104ZM116 57V58H115ZM227 57H229V56H227ZM226 57V58H227ZM256 57V56H255ZM78 58V57H77ZM87 58V57H86ZM112 58L113 57H111V60H112ZM118 58H121V59H123L121 62L118 60ZM152 58H154L153 56L151 57V58H149V59H152ZM177 58V57H176ZM181 58V57H180ZM182 58H184V57H182ZM225 58V59H226ZM45 59V58H44ZM90 59H92V58H90ZM155 59V58H154ZM178 59H179V57H178ZM6 60V59H5ZM75 60V59H74ZM89 60V59H88ZM102 60H104V59H102ZM101 60V61H102ZM107 60H109V59H107ZM177 60V59H176ZM220 60V59H219ZM230 60V59H229ZM7 61H9V60H7ZM59 61V60H58ZM99 62V63H101V65H103L102 64V62ZM178 61V60H177ZM249 61V60H248ZM255 61V62H254ZM49 62V61H48ZM78 62V61H77ZM88 62V61H87ZM89 62H91V61H89ZM173 62V61H172ZM180 62V61H179ZM183 62V61H182ZM207 62V63H206ZM211 62V63H210ZM222 62H224V61H222ZM221 61H219V64H218V62H217V64L218 65H221V63H222ZM226 62V61H225ZM50 63V62H49ZM52 63V62H51ZM114 63V62H113ZM113 63L111 62V65H112V67H113ZM249 63V62H248ZM10 64V63H9ZM92 64V63H91ZM91 64L89 65V66H91ZM95 64V63H94ZM105 64V63H104ZM185 63H183V65H184ZM202 64V65H201ZM214 64V63H213ZM217 64H215V65H217ZM226 64V63H225ZM246 64H247V62H246ZM245 64V65H246ZM100 65V64H99ZM109 65V64H108ZM187 65H188V62H187ZM186 65V66H187ZM206 65V66H207ZM234 65H233V67H234ZM244 65V66H245ZM251 65V64H250ZM53 66V65H52ZM107 66V65H106ZM105 66V67H106ZM163 66V65H162ZM185 66V68H187ZM227 65H225V67H226ZM240 66V67H241ZM244 66H243V69H244ZM5 67V66H4ZM49 67H51V66H49ZM84 67V66H83ZM83 67H81V68H83ZM108 67V66H107ZM109 67H111V66H109ZM109 67L108 68H106V69H109ZM114 67H116V66H114ZM203 67V66H202ZM217 67V66H216ZM228 67V66H227ZM231 67V66H230ZM236 67V68H237ZM239 67V68H240ZM48 68V67H47ZM86 67H84L83 69H85ZM90 68V67H89ZM117 68V67H116ZM159 68V67H158ZM197 68H199V69H201V70H199L198 71V69ZM212 68L213 67H211V70H212ZM215 68V67H214ZM221 68V67H220ZM219 68V69H220ZM236 68H234V69H236ZM238 68V69H239ZM248 68H249V66H248ZM36 69V68H35ZM35 69H34V72H36L35 71ZM160 69V68H159ZM163 69V68H162ZM166 69V68H165ZM229 69V68H228ZM251 68H249L248 70H250ZM41 70H43L42 68H41ZM91 70H93V66L91 67ZM94 70H95V68H94ZM176 70H177V68H176ZM179 70V69H178ZM192 70V69H191ZM190 70V71H191ZM194 70L193 71H191L192 73H194L193 75H196L197 76V74H195V72H194ZM215 70V69H214ZM225 70V69H224ZM247 70V69H246ZM245 70V71H246ZM253 70V69H252ZM44 71V70H43ZM47 71H49V70H47ZM53 71V70H52ZM111 71V70H110ZM114 71H116V70H114ZM119 71H120V69H119ZM121 71H122V73H123V71H124V69L122 70L121 69ZM161 71V70H160ZM181 71V70H180ZM202 71V72H201ZM205 71V70H204ZM208 71H209V69H208ZM207 71V72H208ZM232 71H234V70H232ZM241 71H242V69H241ZM33 72V73H34ZM45 72V71H44ZM54 72V71H53ZM52 72V73H53ZM93 72V71H92ZM100 73V71H97V72H95V74L96 73ZM108 72V71H107ZM124 72H126V71H124ZM177 72V71H176ZM184 72V71H183ZM182 72V73H183ZM187 72H188V70H187ZM206 72V71H205ZM250 72V71H249ZM12 73V72H11ZM37 73V72H36ZM39 73H41V72H39ZM83 73V72H82ZM94 73V72H93ZM104 73V72H103ZM106 73V72H105ZM109 73V72H108ZM114 74L112 71L110 72V74ZM122 73H120V72H118V74H122ZM127 73V72H126ZM210 73V72H209ZM242 73V72H241ZM240 72L237 74L238 75V78H241V74ZM245 72H243V74H244ZM246 73H247V71H246ZM6 74H8L7 73V71H6ZM10 74V73H9ZM42 74V73H41ZM94 74V75H95ZM109 74V75H110ZM130 74L128 75L127 74V77L128 76H130ZM178 74V73H177ZM186 74V73H185ZM211 74V73H210ZM212 74L214 75V71H212ZM211 74V75H212ZM216 74H218V70H217V72H216ZM220 74V73H219ZM51 75V74H50ZM56 75V74H55ZM55 75H53L54 77H56ZM104 75V74H103ZM108 75V74H107ZM106 75V76H107ZM124 76L126 75L125 73L123 74ZM123 75H120V76H123ZM187 75V74H186ZM189 75V74H188ZM212 75V76H213ZM228 75V74H227ZM240 75V76H239ZM251 75H252V73H251ZM36 76V75H35ZM38 76V75H37ZM105 76V75H104ZM112 75H110V77H111ZM190 76H192V74L190 75ZM209 76V75H208ZM216 76V75H215ZM220 76V75H219ZM244 76H246V75H243L242 77H244ZM10 77V76H9ZM39 77H41V76H39ZM113 77V76H112ZM203 77V76H202ZM210 77V76H209ZM255 77H257L256 79H255ZM53 78V77H52ZM58 78H60L59 76H58ZM83 78V77H82ZM102 78V77H101ZM100 78V79H101ZM114 78V77H113ZM120 78V77H119ZM122 78V77H121ZM120 78V79H121ZM192 78V77H191ZM200 78H201V76H200ZM199 77H198V79H200ZM237 78V79H238ZM245 78V77H244ZM243 78V79H244ZM37 79H38V77H37ZM54 79V78H53ZM56 79H57V77H56ZM65 79L67 80V82H66V84H65V82H64V84L65 85H67L68 87H70L71 85H69V83H68V77L66 78L65 77ZM65 79H63V80H65ZM81 79V78H80ZM112 79V78H111ZM123 79V78H122ZM129 79V81L128 82H131V80H133V79H130V78H128ZM197 79V80H198ZM202 79V78H201ZM205 78H203L202 80H204ZM209 79L211 80H213L214 78H208V81L207 82H209ZM223 79V78H222ZM232 79V78H231ZM247 79V78H246ZM65 80V81H66ZM99 80V79H98ZM102 80H104L103 78L101 79V82H102ZM106 80V79H105ZM110 80V79H109ZM119 80V79H118ZM124 80V79H123ZM123 80H122V82H123ZM135 80V79H134ZM190 80V79H189ZM196 80V79H195ZM211 80V81H212ZM247 80H249V79H247ZM251 80V79H250ZM35 81V80H34ZM41 81H43L42 79H41ZM89 81V80H88ZM88 81H87V83H86V86H87V84H88ZM125 81V80H124ZM136 81V80H135ZM191 81V80H190ZM199 81V80H198ZM223 81V80H222ZM222 81H219V82H222ZM254 81L253 82H251V83H254ZM50 82V81H49ZM48 82V83H49ZM104 82V81H103ZM116 83V86H118L119 85V83H118V81H115ZM120 82V81H119ZM196 83H197V81H195ZM201 82V81H200ZM200 82L198 83L199 85H200ZM206 82V83H207ZM215 82V81H214ZM219 82H217L218 84H220L221 85V83H219ZM258 82V81H257ZM80 83V82H79ZM98 83H99V81H98ZM117 83H118V85H117ZM213 83V82H212ZM212 83L210 82V84L212 85ZM217 83H215V86L216 87H219L220 85H218L217 86ZM40 84V83H39ZM43 84H45V83H43ZM51 84V83H50ZM90 84H91V82H90ZM90 84H88V86H90ZM125 84V83H124ZM128 84L129 83H127L126 84V86H128ZM262 84L264 85V83H261V86H262ZM73 86H74V84H72ZM93 85V84H92ZM97 85V84H96ZM105 85H108V84H105ZM209 85V84H208ZM256 85V84H255ZM254 85V86H255ZM260 85V84H259ZM258 85V86H259ZM48 86V85H47ZM99 86H101V85H99ZM98 86V87H99ZM109 86V85H108ZM108 86H107V88H108ZM112 86H114V85H112ZM115 86V87H116ZM214 86V85H213ZM214 86V88H215V90L217 89L216 87ZM250 86V85H249ZM39 87V86H38ZM40 87H43V86H40ZM85 87V86H84ZM96 87V86H95ZM98 87H96V88H98ZM129 87V86H128ZM47 88V87H46ZM45 88V89H46ZM67 88V87H66ZM74 88V87H73ZM80 88V87H79ZM90 88V87H89ZM95 88V89H96ZM105 89H103V91L101 90V95L102 96H104L105 95V93L106 92H104V90L106 91L107 90V88H106V86L104 87ZM122 88L123 87H121V89L120 90H122ZM125 88V87H124ZM203 88V87H202ZM259 88L260 89H264V88H262V87H260L259 86ZM37 89V88H36ZM68 90H69V96L71 97V103H72V107L73 106H75V109L76 108H78L77 109V111H78V113H79V116H81L82 117V120L83 119H85V120H83V121H85L86 122V124L87 125H84L85 126V134H86V136L88 137L87 139L89 140V139H91L92 141H94V140H96L97 139V137H99L100 138V136L102 137V138H104L103 136H102V134H103V132H100L99 131V129H101V128H97V127H99L98 125H96L97 127H94L93 126V124H95V123H93L92 125L90 124V125H88L91 121H92V117L91 116H89L88 115V112H87V110L86 109H89L90 108V105H89V108H87L86 106V109H84L83 107H82V103H84L85 101H86V99H85V101L84 102H82L79 98H77L79 95H78V93H77V91H73V89H72V87H70V89L69 88H67ZM83 89V88H82ZM85 89H86V87H85ZM113 90H114V88H112ZM126 89V88H125ZM128 89V88H127ZM241 89V88H240ZM40 90V89H39ZM79 90V89H78ZM87 90H88V88H87ZM87 90H85V91H87ZM119 90V89H118ZM120 90L118 91V92H120ZM133 90V88L131 89V91ZM214 90V91H215ZM230 90H231V88H230ZM229 90V91H230ZM243 90V89H242ZM257 90H259L258 88H257ZM80 92H81V90H79ZM94 91H97V90H93V93H94ZM108 91V90H107ZM111 91V90H110ZM261 92H262V90H260ZM260 91H258L257 93L259 94V92ZM264 91V90H263ZM79 92V93H80ZM88 92V91H87ZM118 92H117V94H115V95H118V96H120L119 94L122 92H120L119 94H118ZM218 92V89L215 91V93H217ZM227 92V91H226ZM231 93L229 94L230 96H232L233 97V95H231L232 94V91H230ZM260 92V93H261ZM111 93H113V92H111ZM111 93H109L108 95H110ZM128 93V92H127ZM135 94V96H136V92H134ZM147 93V92H146ZM145 93V94H146ZM197 93H195V94H197ZM215 93L213 92V94L215 95ZM65 94V93H64ZM63 94V95H64ZM98 94V93H97ZM107 94V93H106ZM125 94L126 93H124V94H121V95H123V97L121 96L120 98H118L119 100H118V105L120 106V99H122V98H124L125 97V99H128L127 98V96H125ZM149 94V93H148ZM192 94V93H191ZM198 94H197V96H198ZM218 94V93H217ZM226 95H227V93H225ZM84 95V94H83ZM92 95V94H91ZM95 95V94H94ZM99 95V94H98ZM264 95V94H263ZM87 96H90V95H87ZM107 96V95H106ZM117 96V97H118ZM70 97H69V99H70ZM81 97V96H80ZM93 97V96H92ZM95 97V96H94ZM129 97V96H128ZM217 96L215 95V99H216V102H217V100H218V98H216ZM222 97V95H220V97H219V99H222L223 100V98H221ZM223 97H224V95H223ZM108 98H110L109 100L111 101L112 100V98L111 97H107L106 99H107V101H108ZM136 98V97H135ZM142 98V97H141ZM197 98V97H196ZM210 98V99H211ZM227 98V97H226ZM92 99V98H91ZM114 99V98H113ZM124 99V100H125ZM198 99V98H197ZM252 99V98H251ZM261 99H264V97L262 98L261 97ZM36 100V99H35ZM92 100H98L99 101V99H97V97H96V99H92ZM146 100V99H145ZM156 100V99H155ZM193 100V99H192ZM109 101V102H110ZM117 101V100H116ZM116 101H113V103H115ZM123 101V100H122ZM127 101V100H126ZM129 102H130V100H128ZM128 101H127V108H128V105H130V104H128ZM148 101H150V99H148ZM164 101H166V98H164ZM257 101V100H256ZM104 102V101H103ZM102 102V103H103ZM139 102V101H138ZM160 102V101H159ZM224 102V101H223ZM222 101H221V104L223 103ZM91 103V102H90ZM100 103V102H99ZM98 103V104H99ZM122 103V102H121ZM151 104H148V105H153V103L154 102H150ZM196 103V102H195ZM211 103V102H210ZM213 103H214V101H213ZM230 103V102H229ZM232 103V102H231ZM235 103V102H234ZM92 105H93V103H91ZM97 104V105H98ZM104 104V103H103ZM123 104H124V102H123ZM123 104L121 105L122 107H123ZM125 104V105H126ZM139 104V103H138ZM143 104H144V106H145V102H143ZM143 104H141V106L143 105ZM215 104V103H214ZM238 103L236 102V105H237ZM97 105H95V106H97ZM100 105V104H99ZM98 105V107H100ZM107 105V104H106ZM140 105V104H139ZM147 105V106H148ZM157 105H159V104H157ZM156 105V106H157ZM174 105V104H173ZM176 105V104H175ZM220 105V104H219ZM229 105V104H228ZM233 105V104H232ZM262 105V104H261ZM40 106V105H39ZM112 106H113V104L111 103V105H110V107H109V105H107V108L109 107V108H111L112 109ZM114 106H115V104H114ZM113 106V107H114ZM151 106L148 108V109H150L151 108ZM161 106V105H160ZM209 106H212V105H210L209 104ZM226 106V105H225ZM263 106H264V104H263ZM134 107L135 106H133L132 108L134 109ZM172 107V106H171ZM175 107V106H174ZM202 107V106H201ZM218 108H219V110L220 109H222V107L220 108L219 106H217ZM223 107H224V105H223ZM235 107V106H234ZM102 108V107H101ZM123 108H126V107H123ZM141 108V107H140ZM146 108V107H145ZM165 108V107H164ZM163 108V109H164ZM206 108V107H205ZM218 108H216L217 109V111H218ZM236 108V107H235ZM91 109V108H90ZM97 109V108H96ZM100 109V108H99ZM136 109V108H135ZM138 110H139V107L137 108ZM144 109V108H143ZM157 109H158V107H157ZM162 108H161V110H162V112L164 111ZM166 109V108H165ZM210 109V108H209ZM224 109V108H223ZM228 108H226V110H227ZM230 109H231V107H230ZM234 109V108H233ZM98 110V109H97ZM97 110H96V113H97ZM105 110H107V109H105ZM104 109L101 111V110H99V111H101V114H102V112L103 111H105ZM124 110V109H123ZM127 110V109H126ZM130 110V109H129ZM141 110V109H140ZM176 110V109H175ZM191 110V109H190ZM215 110V109H214ZM214 110H212V111H214ZM40 111V110H39ZM142 111V110H141ZM156 111V110H155ZM167 111V110H166ZM172 111H174V108H173V110ZM171 111V112H172ZM192 111V110H191ZM194 111V110H193ZM224 111H225V109H224ZM223 111V112H224ZM30 112V111H29ZM107 113H108V110L106 111ZM106 112H103V114H105ZM109 112H111V111H109ZM116 112V111H115ZM118 112V111H117ZM137 112V111H136ZM161 112V111H160ZM178 112V111H177ZM210 112V111H209ZM223 112H221V113H223ZM231 112V111H230ZM73 113V112H72ZM100 113V112H99ZM119 113V112H118ZM118 113H115V114H118ZM153 112L151 111V113H149V114H152ZM165 113H167V112H165ZM189 113V112H188ZM191 113V112H190ZM212 113V112H211ZM225 113V112H224ZM93 114V113H92ZM91 114V115H92ZM102 114V115H103ZM109 114V113H108ZM120 114V113H119ZM119 114L117 115V117L119 116ZM121 114H124V113H121ZM153 114H155V113H153ZM153 114H152V116H153ZM173 114V113H172ZM194 114H195V112H194ZM208 114V113H207ZM219 114V113H218ZM167 115V114H166ZM177 114L175 113L174 114V116H176ZM179 115V114H178ZM177 115V116H178ZM211 115V114H210ZM223 115V114H222ZM225 115V114H224ZM93 116H94V114H93ZM106 116L108 117V120H109V116L110 115H105V118H106ZM124 116V115H123ZM156 116V115H155ZM160 116V115H159ZM172 116V115H171ZM176 116V117H177ZM181 116V115H180ZM217 116V115H216ZM215 116V117H216ZM78 117V116H77ZM100 117V116H99ZM142 117V116H141ZM175 117V118H176ZM179 117V116H178ZM219 117H220V115H219ZM227 117V116H226ZM65 118V117H64ZM93 118H96V119H100V123H103L104 122V119L103 118H98V116L97 117H93ZM167 119L168 118H170L169 117V114H168V117H166ZM189 118H191V117H189ZM217 118V117H216ZM103 119V120H102ZM117 119V118H116ZM148 119H150V118H148ZM151 119H152V117H151ZM150 119V120H151ZM160 119V118H159ZM186 119H188V118H186ZM101 120L103 121V122H101ZM106 121H107V119H105ZM112 120V119H111ZM115 120V119H114ZM145 120V119H144ZM158 120V119H157ZM156 120V121H157ZM172 120V123L171 124H173V120H174V123H175V121L177 120H175V119H171ZM184 120V119H183ZM183 120H181L180 122L183 124V122L185 123V128L188 126V125H190L189 124V122L188 121H183ZM190 120V119H189ZM197 120V119H196ZM212 120V119H211ZM222 121H223V119H221ZM225 120V119H224ZM97 121V120H96ZM95 121V122H96ZM116 121V120H115ZM119 121V120H118ZM118 121H116V123H120V122H118ZM129 121V120H128ZM131 121H132V119H131ZM161 121V120H160ZM163 121V120H162ZM165 121V120H164ZM183 121V122H182ZM55 122V121H54ZM76 122V121H75ZM111 123V121L109 120V121H107V125H108V127L111 125L110 123ZM127 122V121H126ZM125 122V123H126ZM167 122V121H166ZM171 122V121H170ZM179 122V121H178ZM179 122V123H180ZM53 123V122H52ZM104 123H106V122H104ZM153 123H155V122H153ZM163 123V122H162ZM190 123H193L192 121H190ZM97 124H99L98 122H97ZM127 124V123H126ZM126 124H125V126H126ZM158 124V123H157ZM78 125V124H77ZM103 125V124H102ZM116 125V124H115ZM115 125H113L112 124V126L114 127ZM129 125V124H128ZM128 125H127V127H128ZM159 125H161V124H159ZM166 125V124H165ZM164 125V126H165ZM168 125H170V123L168 124ZM213 125V124H212ZM74 126V125H73ZM72 126V127H73ZM124 126V127H125ZM136 126V125H135ZM138 126V125H137ZM136 126V127H137ZM162 126V125H161ZM177 126V125H176ZM175 126V127H176ZM180 125L178 124V126L176 127V128H178ZM219 126V125H218ZM102 127V126H101ZM105 127H107L106 125H105ZM117 127V126H116ZM116 127H114V128H116ZM126 127V128H127ZM135 127V128H136ZM151 127V126H150ZM154 127V126H153ZM166 127H168V126H166ZM196 127V126H195ZM222 129L224 128L223 126H220ZM75 128V127H74ZM109 128H111V126L109 127ZM131 128V127H130ZM132 128H134V126L132 127ZM155 128H156V126H155ZM168 128H170V127H168ZM175 128V129H176ZM188 128V127H187ZM186 128V129H187ZM200 128V127H199ZM216 128V127H215ZM105 129V128H104ZM113 129V128H112ZM116 129H118L117 131L119 132L120 130L119 129H121V126H119V124H118V127L116 128ZM151 129V128H150ZM159 129H160V127H159ZM158 129V130H159ZM186 129H183L182 128V131L183 130H186ZM195 129V128H194ZM210 129V128H209ZM214 129V128H213ZM46 130V129H45ZM82 130V129H81ZM81 130H78V131H81ZM107 130H108V132H110L111 130H109L108 128H107ZM122 130V129H121ZM152 130V129H151ZM174 130V129H173ZM177 130V129H176ZM179 130V129H178ZM181 130V129H180ZM211 130V129H210ZM77 131V130H76ZM75 131V132H76ZM163 131V130H162ZM223 131H225V130H223ZM222 131V132H223ZM60 132V131H59ZM74 132V131H73ZM114 132V131H113ZM116 132V131H115ZM114 132V134L112 135V137L110 138V136H107V138H110L111 140V142H112V140H114L115 138V140H117V136H115V133ZM138 132V131H137ZM56 133V132H55ZM78 133V132H77ZM139 133V132H138ZM149 133H150V131H149ZM173 133V132H172ZM210 133H214L213 131L212 132H210ZM220 133V132H219ZM79 134H81V133H79ZM105 134H107V133H105ZM123 134V133H122ZM180 134V133H179ZM184 134V133H183ZM182 134V135H183ZM189 134V133H188ZM76 135H78V134H76ZM99 135V136H98ZM108 135H110V134H108ZM176 135V134H175ZM190 136H191V134H189ZM189 135H187V137H186V139L185 140H188L189 141V139H190V137H189V139H188V136ZM113 136H115V137H113ZM123 136V135H122ZM161 136V135H160ZM184 136V135H183ZM245 136V135H244ZM212 137V136H211ZM71 138V137H70ZM113 138V139H112ZM185 138V137H184ZM183 138V139H184ZM229 138V137H228ZM227 138V139H228ZM119 139V138H118ZM182 139V140H183ZM212 139V138H211ZM230 139H232V138H230ZM240 139H242V138H240ZM239 138H237V140H240ZM64 140V139H63ZM72 140V139H71ZM100 142H101V138L100 139H98ZM97 140V141H98ZM120 140V139H119ZM197 140V139H196ZM204 140V139H203ZM65 141V140H64ZM103 141V140H102ZM105 141V140H104ZM222 141V140H221ZM228 141V140H227ZM230 141V140H229ZM242 141V140H241ZM100 142H95V143H100ZM183 142V141H182ZM203 142V141H202ZM219 142V141H218ZM240 142V141H239ZM238 142V143H239ZM72 143V142H71ZM79 143V142H78ZM93 143V142H92ZM113 143V142H112ZM185 143H186V141H185ZM196 143H198V141L196 142ZM207 143V142H206ZM243 143V142H242ZM69 144V143H68ZM74 144V143H73ZM91 144V143H90ZM94 144V143H93ZM214 144V143H213ZM220 144V143H219ZM86 145V144H85ZM136 145V144H135ZM222 145V144H221ZM237 145V144H236ZM96 146V145H95ZM99 145H97V148L99 149V147H98ZM100 146H102V148L104 147L103 145H100ZM210 146L211 147H213L214 145H211L210 144ZM231 146V145H230ZM245 146V145H244ZM217 147V146H216ZM219 147H220V145H219ZM222 147V146H221ZM236 147V146H235ZM233 148V147H232ZM67 149V148H66ZM206 149V148H205ZM220 149V148H219ZM218 149V150H219ZM225 149H226V147H225ZM2 150V149H1ZM86 150H87V148H86ZM114 150H117V148H115ZM112 151L111 152V154H112V156H114L113 154L116 152V151ZM232 150V149H231ZM239 150V149H238ZM241 150H243V149H241ZM251 150H253V149H251ZM68 151V150H67ZM85 150H83V152H84ZM99 151V150H98ZM103 151H104V148H103ZM108 151V150H107ZM207 151V150H206ZM220 151V150H219ZM235 151V150H234ZM246 151V150H245ZM245 151H243L244 153H246ZM247 151H248V149H247ZM110 152V151H109ZM109 152L107 153V154H109ZM146 152V151H145ZM204 152V151H203ZM221 152V151H220ZM237 152V151H236ZM252 152V151H251ZM257 152V151H256ZM1 153V152H0ZM59 153V152H58ZM62 153V152H61ZM102 153H104V152H102ZM147 153V152H146ZM216 153V152H215ZM223 153V152H222ZM221 153V154H222ZM240 153H242V152H240ZM250 153V152H249ZM91 154V153H90ZM116 154V153H115ZM148 154V153H147ZM146 154V155H147ZM231 154V153H230ZM243 154V153H242ZM242 154H239L238 156H240V155H242ZM256 154V153H255ZM88 155V154H87ZM93 155V154H92ZM244 155V154H243ZM247 155L248 154H246V157H247ZM68 156V155H67ZM100 156H104V155H102L101 153H100ZM111 156V155H110ZM118 156V155H117ZM230 156V155H229ZM254 156V155H253ZM258 156V155H257ZM71 157V156H70ZM99 157V156H98ZM235 157H237V156H235ZM244 157V156H243ZM3 158H5V157H3ZM2 157H1V154H0V170L2 169H5L6 168V166H7V158H6V160H4ZM109 159H112L111 157H108ZM211 158V157H210ZM224 158V157H223ZM97 160L99 159V158H96ZM95 159V161H97ZM101 159V161L100 162H102V158H100ZM215 159V158H214ZM218 159V158H217ZM220 159V158H219ZM233 159V158H232ZM77 160V159H76ZM104 160V159H103ZM107 160V159H106ZM257 160V159H256ZM72 161V160H71ZM70 161V162H71ZM111 161V160H110ZM150 161V160H149ZM82 162V161H81ZM235 162V161H234ZM237 162H239V161H237ZM236 162V163H237ZM257 162V161H256ZM255 162V158H252L251 157V159L250 160H248V161H246L245 160V162L244 163H246V165L245 166H247L249 169H252L251 171H252V173L251 174H249V175H251V178L252 179H257V182H251V181H249V182H251V183H256L255 184V189L259 192V194H260V198H262L263 199V201H261V205L263 206L262 207V209H259L258 210V212H260V213H258V215L264 220V189H263V186H264V176L262 175H260V177H259V172L257 173V166H256V163ZM98 163H99V161H98ZM215 163V162H214ZM213 163V164H214ZM219 163V162H218ZM71 164V163H70ZM77 164V163H76ZM88 164V163H87ZM94 164V163H93ZM109 164V163H108ZM116 164V163H115ZM73 165V164H72ZM77 165H79V164H77ZM81 165V164H80ZM79 165V166H80ZM212 165V164H211ZM227 165V164H226ZM242 165H243V163H242ZM85 166V165H84ZM83 166V167H84ZM114 166H116V165H114ZM125 166V165H124ZM205 166H207V165H205ZM214 166V165H213ZM220 166V165H219ZM231 166V165H230ZM235 166V165H234ZM9 167V166H8ZM110 167V166H109ZM111 167H113V166H111ZM116 167H118V168H120L121 166H116ZM136 168V170L137 169H140V168H138L137 166H135ZM232 167V166H231ZM244 167V166H243ZM258 167H259V165H258ZM68 168V167H67ZM78 168V167H77ZM82 168V167H81ZM93 168H94V166H93ZM118 168H116V169H118ZM123 168H125V167H123ZM123 168H120V169H123ZM203 168V167H202ZM217 168V167H216ZM228 168H230V167H228ZM235 168V167H234ZM241 168V167H240ZM12 169H13V167H12ZM86 169V168H85ZM109 169V168H108ZM111 169H113V168H111ZM115 169V170H116ZM227 169V168H226ZM241 169H243V168H241ZM240 169V170H241ZM246 169V168H245ZM244 169V170H245ZM64 170H66V168L64 169ZM83 170V169H82ZM81 170V171H82ZM119 170V169H118ZM202 170V169H201ZM229 170V169H228ZM260 170H263V168L262 169H260ZM259 170V171H260ZM14 171V170H13ZM13 171H9L8 173H9V177H14L13 175H14V173H13ZM69 171H71L70 169H69ZM68 171V172H69ZM198 171V170H197ZM199 171H200V169H199ZM208 171V170H207ZM227 171V170H226ZM225 171V172H226ZM235 171V170H234ZM242 172L241 173H243L244 171L243 170H241ZM247 171V170H246ZM145 172H147V171H145ZM145 172H144V174H145ZM203 172V171H202ZM1 173V172H0ZM63 173V172H62ZM149 173V172H148ZM81 174V173H80ZM126 174V173H125ZM124 174V175H125ZM196 174V173H195ZM197 174H199V173H197ZM230 173H228V175H229ZM238 174V173H237ZM248 174V173H247ZM2 175H3V172H2ZM8 175V174H7ZM7 175H5L6 177H8ZM209 175V174H208ZM213 175V174H212ZM222 175V174H221ZM231 175V174H230ZM235 175V174H234ZM77 176V175H76ZM80 176V175H79ZM101 176V175H100ZM151 176V175H150ZM232 176V175H231ZM242 176H243V174H242ZM248 176V175H247ZM91 177V176H90ZM211 177V176H210ZM220 177V176H219ZM218 177V178H219ZM224 177V176H223ZM240 177V176H239ZM250 177V176H249ZM66 178H68L67 179V181L66 182H68V180L70 179V180H73L74 178H75V173H68V176L66 177ZM80 178V177H79ZM78 178V179H79ZM83 178V177H82ZM84 178H85V176H84ZM101 178V177H100ZM131 178V177H130ZM202 178H203V180H204V177L202 176ZM243 178V177H242ZM245 178V177H244ZM76 179V178H75ZM229 179V178H228ZM237 179H238V177H237ZM245 179H247V178H245ZM60 180V179H59ZM77 180V179H76ZM86 180V179H85ZM219 180V179H218ZM57 181V180H56ZM124 181V180H123ZM123 181L122 180H119L118 181V188H120V189H122V193H124L123 192V186H124V183H123ZM8 182H9V180H8ZM7 182V183H8ZM11 182L12 181H10V184H11ZM82 182V181H81ZM85 182V181H84ZM83 182V183H84ZM88 182V181H87ZM148 182V181H147ZM204 182H206V181H204ZM215 182V181H214ZM13 183V182H12ZM42 183V182H41ZM77 183V182H76ZM101 183V182H100ZM99 183V184H100ZM146 183V182H145ZM240 183V182H239ZM250 183V184H251ZM74 184V183H73ZM72 184V185H73ZM79 184V183H78ZM85 184V183H84ZM96 184V183H95ZM105 184V183H104ZM142 184H144V183H142ZM228 184V183H227ZM8 185H9V183H8ZM17 185V184H16ZM15 185V187L17 188V186ZM77 185V184H76ZM76 185H74V186H76ZM81 185H82V183H81ZM93 185V184H92ZM91 185V186H92ZM209 185V184H208ZM245 185V184H244ZM90 186V185H89ZM146 185H144V187H145ZM207 186V185H206ZM249 186V184L247 185V189L249 188L248 187ZM15 187H13L14 189H15ZM79 187H80V185H79ZM101 187H103V186H101ZM105 187V186H104ZM254 187H253V189H254ZM78 188V187H77ZM245 188V187H244ZM13 189V190H14ZM87 189V188H86ZM85 189V191H87ZM100 189H102V188H100ZM119 189V190H120ZM214 189V188H213ZM212 189V190H213ZM254 189V190H255ZM93 190V189H92ZM91 190V191H92ZM149 190H150V188H149ZM148 190V191H149ZM250 190V189H249ZM252 190V189H251ZM250 190V191H251ZM145 191V190H144ZM215 191V190H214ZM256 191V192H257ZM83 192V195L85 194V192L84 191H82ZM94 192V191H93ZM92 192V193H93ZM105 192V191H104ZM107 192V191H106ZM135 192H137V191H135ZM246 192H248V190H246ZM254 192V191H253ZM87 193V192H86ZM95 193V192H94ZM137 193H139V192H137ZM244 193V192H243ZM97 194V193H96ZM126 194L129 196V198L131 197L132 198V196H133V194L134 193H132V190L131 189H129L127 192H126ZM125 194V195H126ZM215 194V193H214ZM253 194V193H252ZM93 195V194H92ZM143 194H141V196H142ZM148 195V194H147ZM146 195V196H147ZM247 195H249V194H247ZM257 195V194H256ZM255 195V196H256ZM86 196H88V195H86ZM149 196H150V194H149ZM212 196V195H211ZM215 196V195H214ZM213 196V197H214ZM254 196V197H255ZM258 196V195H257ZM85 197V196H84ZM217 196H215L214 198H216ZM243 197V196H242ZM252 197V196H251ZM253 197V198H254ZM259 197V196H258ZM3 198V197H2ZM106 198H109V197H106ZM218 198V197H217ZM110 199V198H109ZM211 199V198H210ZM209 199V200H210ZM213 199V198H212ZM242 199H245V197H243ZM248 198H246V200H247ZM84 200H87V199H84ZM149 200V199H148ZM0 201H1V198H0ZM95 200H93V202H94ZM111 201V200H110ZM147 201V200H146ZM146 201H145V203H146ZM211 201V200H210ZM257 201V200H256ZM255 201V199H254V202H256ZM121 202V201H120ZM149 202V201H148ZM209 202V201H208ZM244 202H246V201H244ZM249 202H250V200H249ZM260 202V201H259ZM84 203V202H83ZM122 204H125L123 201L121 202ZM210 203V202H209ZM215 203V202H214ZM0 204H1V202H0ZM3 204V203H2ZM122 204H120V205H122ZM148 204H150V203H148ZM212 204V203H211ZM246 204H248V203H246ZM251 204H253V203H251ZM258 204V203H257ZM250 205V204H249ZM259 205V204H258ZM260 205V206H261ZM84 208H85V210H86V208H87V212L89 213V215L91 216V217H95V219H94V221H92V224H93V226H90V228L92 227V229H93V227H95L96 225H94V223L96 224V223H98V224H103V221H104V217L103 216H101V215H99V216H96L97 214H95V208H94V206H93V204H88L87 205V203L85 204L84 203ZM152 206V205H151ZM244 206V205H243ZM254 206H256V205H254ZM154 207V206H153ZM248 207V206H247ZM252 207V206H251ZM96 208H98V207H96ZM256 208H258V207H256ZM111 210V209H110ZM144 210V209H143ZM146 210V209H145ZM156 210V209H155ZM154 210V211H155ZM250 210H252V208L250 209ZM250 210H249V213H250ZM148 211V210H147ZM246 211V210H245ZM102 212H103V210H102ZM2 213V212H1ZM105 213V212H104ZM143 213V212H142ZM154 213V212H153ZM245 213H247V212H245ZM4 214V213H3ZM155 214V213H154ZM251 215V214H250ZM253 215V214H252ZM258 215H257V217H258ZM152 216V215H151ZM245 216V215H244ZM246 216H247V214H246ZM83 217V216H82ZM154 217V216H153ZM249 217V216H248ZM70 218H73L72 216H70ZM105 218H107V217H105ZM155 218H158V217H155ZM254 218V217H253ZM261 218H258V219H261ZM1 219H4V218H2L1 217ZM83 219V218H82ZM85 219V218H84ZM90 219V218H89ZM92 219V218H91ZM90 219V220H91ZM245 219V218H244ZM249 219V218H248ZM247 219V220H248ZM256 219V218H255ZM72 220V219H71ZM81 220V219H80ZM250 220V219H249ZM83 221V220H82ZM88 221V220H87ZM151 221H153V220H151ZM232 221V220H231ZM246 221V220H245ZM85 222V221H84ZM89 222V221H88ZM225 222V221H224ZM253 222V221H252ZM236 223H238V222H236ZM248 223V222H247ZM70 224V223H69ZM86 225H87V223H85ZM97 224V225H98ZM151 224H153V223H151ZM249 224V223H248ZM247 224V225H248ZM251 224V223H250ZM90 225V224H89ZM142 227H141V226ZM139 226L142 228V232L144 231V232H146L147 231V227H148V225H147V223L146 222H144V221H142L141 222V224H140ZM232 225V224H231ZM245 225V224H244ZM99 226V225H98ZM102 226V225H101ZM10 227V226H9ZM88 227V226H87ZM103 227V226H102ZM250 227V226H249ZM256 227V226H255ZM252 228V227H251ZM107 229V228H106ZM262 229V228H261ZM8 230V229H7ZM94 230V229H93ZM97 230V229H96ZM141 230V229H140ZM139 230V231H140ZM160 230V229H159ZM235 230V229H234ZM247 230V229H246ZM249 230V229H248ZM1 231V230H0ZM8 231H10V230H8ZM102 231V229H100L99 230V232H101ZM108 231V230H107ZM106 231V232H107ZM243 231H245V230H243ZM10 232H12V231H10ZM64 232V231H63ZM93 232V231H92ZM104 232V234L106 233L105 231H103ZM141 232V233H142ZM161 232V231H160ZM233 232H235V231H233ZM232 232V233H233ZM242 232V231H241ZM24 233V232H23ZM25 233H27V232H25ZM24 233V234H25ZM97 233V232H96ZM9 234V233H8ZM23 234V236L21 237V239H22V241L23 242H26V240H27V235H24ZM103 234V233H102ZM103 234V235H104ZM148 234H150V233H148ZM147 234V235H148ZM161 234V233H160ZM175 234H177V233H175ZM230 234H231V232H230ZM236 234V233H235ZM242 234V233H241ZM250 234H253V233H250ZM110 235V234H109ZM109 235L108 234H106V235H104V237L105 236H108L109 237ZM143 235V234H142ZM182 235H183V233H182ZM232 235V234H231ZM234 235V234H233ZM238 235V234H237ZM254 235V234H253ZM146 236V235H145ZM151 236H152V234H151ZM173 236H174V234H173ZM184 236H186V235H184ZM19 237V238H20ZM88 237V236H87ZM103 237V238H104ZM165 237V236H164ZM179 237H180V235H179ZM248 237V236H247ZM251 237H252V235H251ZM258 237V236H257ZM7 238V237H6ZM6 238H5V242L4 243H6ZM11 238V237H10ZM91 238V237H90ZM102 238V237H101ZM109 238H111V237H109ZM126 238V237H125ZM169 238V237H168ZM181 238V237H180ZM8 239V238H7ZM170 239H171V237H170ZM169 239V240H170ZM174 239V238H173ZM185 239V238H184ZM220 239V238H219ZM11 240V239H10ZM9 240V241H10ZM103 240V239H102ZM111 240H113V239H111ZM160 242H161V240L160 239H158ZM20 241V240H19ZM109 241V240H108ZM107 241V242H108ZM164 241V240H163ZM165 241H167V239L165 240ZM170 241H172V240H170ZM217 241V240H216ZM238 241H239V239H238ZM253 241H254V239H253ZM55 242H56V240H55ZM107 242H106V244H107ZM218 242H220V241H218ZM233 242H235V241H233ZM111 243V242H110ZM159 243V242H158ZM157 243V244H158ZM163 243V242H162ZM181 243H182V241H181ZM189 243V242H188ZM192 243V242H191ZM240 243V242H239ZM261 243H263V242H261ZM24 244V243H23ZM27 244V243H26ZM115 244V243H114ZM255 244V243H254ZM257 244V243H256ZM10 244H8L7 246H9ZM22 245V244H21ZM20 245V246H21ZM54 245L56 246V243H54ZM102 245H104L103 243H102ZM100 246V247H103V246ZM179 245H180V243H179ZM188 245V244H187ZM261 245V244H260ZM14 246V245H13ZM12 246V247H13ZM161 246V245H160ZM167 246V245H166ZM180 246H182V245H180ZM214 246H215V244H214ZM226 246V245H225ZM15 247V246H14ZM22 247V246H21ZM20 247V248H21ZM24 247V246H23ZM184 247V246H183ZM233 247V246H232ZM258 247H259V245H258ZM57 248V247H56ZM106 248V247H105ZM173 248V247H172ZM182 248V247H181ZM217 248V247H216ZM238 248V247H237ZM26 249H27V247H24V249L22 250L23 252H21V254L22 253H24V252H26ZM184 249V248H183ZM211 249V248H210ZM212 249H214V247L212 248ZM212 249H211V251H212ZM256 249V248H255ZM5 250V249H4ZM13 250V249H12ZM106 251V254L104 255L105 256V262H108L109 264H123V255H122V251L120 250V249H117L116 247H114V246H109V247H107L106 249H105ZM232 250V249H231ZM262 250H264V249H262ZM189 251V250H188ZM238 251H239V249H238ZM9 252V251H8ZM213 252V251H212ZM215 252V251H214ZM223 252V251H222ZM221 252V253H222ZM263 252V251H262ZM19 253V252H18ZM182 253V252H181ZM192 253V255H193V252H191ZM204 253V252H203ZM217 253V252H216ZM256 253V252H255ZM254 252H253V254H255ZM261 252H259L258 254H260ZM8 254V253H7ZM20 254V255H21ZM60 254H62V252L60 253ZM93 254V253H92ZM102 254V253H101ZM101 254H99V255H101ZM220 254V253H219ZM224 254V253H223ZM227 254H228V252H227ZM232 254V253H231ZM57 255H58V253H57ZM96 255V254H95ZM191 255V254H190ZM190 255H188V256H190ZM202 255V254H201ZM226 255V254H225ZM64 256V255H63ZM62 256V257H63ZM93 256V255H92ZM91 256V257H92ZM256 256V255H255ZM260 257L262 256V254H260L259 255ZM264 256V255H263ZM88 257V256H87ZM94 257V256H93ZM92 257V258H93ZM102 257V256H101ZM211 257V256H210ZM224 257V256H223ZM256 257H258V256H256ZM22 258H25V257H23L22 256ZM27 258V257H26ZM98 258V257H97ZM200 258V257H199ZM262 258V257H261ZM2 259V258H1ZM103 259V258H102ZM212 259H214V258H212ZM221 259V258H220ZM258 259V258H257ZM260 259V258H259ZM262 259H264V257L262 258ZM28 260V259H27ZM26 260V261H27ZM38 260V259H37ZM43 260V259H42ZM99 260H101V259H99ZM222 260V259H221ZM221 260H219V261H221ZM256 260V259H255ZM39 261V260H38ZM257 261V260H256ZM97 262V261H96ZM102 262V261H101ZM100 262V263H101ZM105 262H103L104 264H105ZM222 262V261H221ZM224 262V261H223ZM253 262V261H252ZM29 263H30V261H29ZM42 263V261L40 260L37 264H41ZM59 263V262H58ZM94 263V262H93ZM99 263V264H100ZM257 263V262H256ZM260 264H261V260H260V262H259ZM171 264V263H170ZM222 264V263H221ZM247 264V263H246Z\"/></svg>","mask_w":264,"mask_h":264}]
</instances>
